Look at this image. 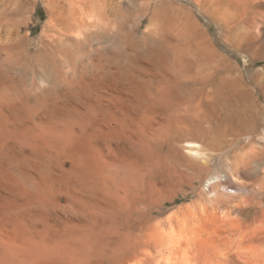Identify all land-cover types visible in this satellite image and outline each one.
<instances>
[{"label":"bare ground","instance_id":"bare-ground-1","mask_svg":"<svg viewBox=\"0 0 264 264\" xmlns=\"http://www.w3.org/2000/svg\"><path fill=\"white\" fill-rule=\"evenodd\" d=\"M29 4L0 0V264H264V91L191 14L118 48L106 10L36 38Z\"/></svg>","mask_w":264,"mask_h":264},{"label":"rangeland","instance_id":"rangeland-1","mask_svg":"<svg viewBox=\"0 0 264 264\" xmlns=\"http://www.w3.org/2000/svg\"><path fill=\"white\" fill-rule=\"evenodd\" d=\"M28 6V12L31 11L28 13L31 14L28 21L31 24H28L31 27L28 26L33 28L32 37L36 38L46 27L51 11L63 13L68 22L72 14L81 12L80 9L99 7V11L106 10L118 28V48L122 46L127 32L145 31L152 16H155L156 24L162 25L167 21L168 18L164 16L168 13L191 14L196 25L204 33L207 32L205 36L214 45L218 55L227 57L237 65L238 71L246 73V82L253 94L258 97L259 91H264V0H201L199 4L193 3V0H30ZM169 22L172 24L174 21ZM107 37L103 36L102 39ZM255 85L261 89L254 88ZM216 164L219 166L220 161ZM248 171L255 176L254 170ZM252 181L246 177V182ZM189 187L186 186L182 192L178 191L176 199L166 203L165 208L174 210L202 196V191L207 190V183L196 181L193 187ZM213 195L210 193V196Z\"/></svg>","mask_w":264,"mask_h":264}]
</instances>
